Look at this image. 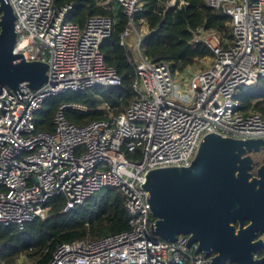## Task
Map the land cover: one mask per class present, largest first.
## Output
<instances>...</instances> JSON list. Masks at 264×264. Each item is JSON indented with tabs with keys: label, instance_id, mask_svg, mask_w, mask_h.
<instances>
[{
	"label": "built area",
	"instance_id": "2783aa9c",
	"mask_svg": "<svg viewBox=\"0 0 264 264\" xmlns=\"http://www.w3.org/2000/svg\"><path fill=\"white\" fill-rule=\"evenodd\" d=\"M4 1L16 16L13 52L47 63L48 80L38 90L22 84L13 92L0 86V225L23 227L45 219L53 197L62 196L70 211L102 189L117 188L125 196L130 229L97 241L63 243L48 264H211L210 257L196 251V243L188 246L189 236L169 242L151 232L154 217L143 184L152 169L190 165L208 133L264 139L263 116L243 114L237 100L239 89L264 80V0H205L208 8L230 17L231 37L195 31L191 43L204 44L212 62L176 75L167 63L142 54L134 17L144 0H109L130 19L119 39L136 55L132 87L137 99L121 115L83 126L70 123L63 106L51 133L35 125L47 99L120 84L101 52L114 21L93 16L81 28L65 20L71 6L58 10L53 0ZM166 4L178 10L187 2ZM149 33L146 29L144 38ZM131 34L138 38L134 46Z\"/></svg>",
	"mask_w": 264,
	"mask_h": 264
},
{
	"label": "trees",
	"instance_id": "16d2710c",
	"mask_svg": "<svg viewBox=\"0 0 264 264\" xmlns=\"http://www.w3.org/2000/svg\"><path fill=\"white\" fill-rule=\"evenodd\" d=\"M109 1V0H107ZM104 0H53L58 10L71 6L65 20L84 28L93 16L110 17L112 34L101 45L108 67L120 77L118 86H97L82 91H68L47 99L35 115L38 131L53 132L54 118L63 108L66 119L83 126L95 121L111 120L124 113L137 99L132 84L135 78L136 55L120 44V35L129 26V17L122 7ZM167 0H144L142 11L134 22L145 21L150 32L144 39L143 56L153 62H165L174 75L194 66L199 60L212 57L202 43L193 45L198 29L213 30L223 39L231 37V19L224 11L206 6L205 0H186L181 9L168 8ZM162 14L160 19L159 15ZM160 19V20H159ZM238 110L245 115L260 113L264 118V80L256 87L241 88L237 93ZM81 107V108H80ZM257 164H259L257 162ZM50 211L45 219L35 218L23 227L0 225V264H48L59 245L75 241H97L130 229L125 196L120 189L105 188L88 197L82 204L65 211L62 196L49 200Z\"/></svg>",
	"mask_w": 264,
	"mask_h": 264
},
{
	"label": "water",
	"instance_id": "95a60500",
	"mask_svg": "<svg viewBox=\"0 0 264 264\" xmlns=\"http://www.w3.org/2000/svg\"><path fill=\"white\" fill-rule=\"evenodd\" d=\"M16 16L0 0V86L18 92L22 84L38 90L48 80L47 63L15 54ZM264 139H238L208 133L188 166L147 172L143 188L154 217L151 232L188 246L211 264H264Z\"/></svg>",
	"mask_w": 264,
	"mask_h": 264
},
{
	"label": "rangeland",
	"instance_id": "374dc122",
	"mask_svg": "<svg viewBox=\"0 0 264 264\" xmlns=\"http://www.w3.org/2000/svg\"><path fill=\"white\" fill-rule=\"evenodd\" d=\"M104 3L105 4H110V2L109 1H107V0H104ZM111 4L114 6V7H119V4L117 3V2H111ZM135 26H136V28H137V31L141 34V36H142V44H141V50H143V48H144V35H145V33H146V26L145 27H143L142 25H141V23L140 22H136L135 23ZM137 35L136 34H131V36H130V40H131V42L133 43V46L134 45H136V42H137ZM132 46V44H131V48L132 49H134V47ZM135 53V52H134ZM211 62H212V58L210 57V58H206V59H203V60H199L195 65H194V67L196 68V69H200V68H207L210 64H211ZM177 79H179L178 77H177ZM255 160H256V162H258L259 164H262V163H264V158L262 157V155L261 154H259V155H257L256 156V158H255ZM18 264H29L26 260H24V259H22L21 261H19V263Z\"/></svg>",
	"mask_w": 264,
	"mask_h": 264
},
{
	"label": "flooded vegetation",
	"instance_id": "af4514ba",
	"mask_svg": "<svg viewBox=\"0 0 264 264\" xmlns=\"http://www.w3.org/2000/svg\"><path fill=\"white\" fill-rule=\"evenodd\" d=\"M257 254H258L259 257L264 256V248L261 249Z\"/></svg>",
	"mask_w": 264,
	"mask_h": 264
},
{
	"label": "crops",
	"instance_id": "0c3cea01",
	"mask_svg": "<svg viewBox=\"0 0 264 264\" xmlns=\"http://www.w3.org/2000/svg\"><path fill=\"white\" fill-rule=\"evenodd\" d=\"M156 15H159V16H160V19L162 18V14L155 13V14L153 15V19H154V21H155V16H156ZM160 19H159V20H160ZM155 22H158V21H155Z\"/></svg>",
	"mask_w": 264,
	"mask_h": 264
}]
</instances>
